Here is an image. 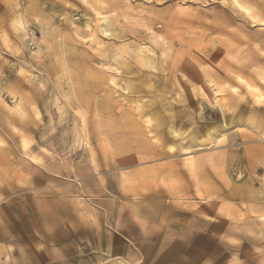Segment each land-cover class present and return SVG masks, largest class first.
Segmentation results:
<instances>
[{
    "label": "rangeland",
    "instance_id": "1",
    "mask_svg": "<svg viewBox=\"0 0 264 264\" xmlns=\"http://www.w3.org/2000/svg\"><path fill=\"white\" fill-rule=\"evenodd\" d=\"M5 228L0 264H264V0H0Z\"/></svg>",
    "mask_w": 264,
    "mask_h": 264
},
{
    "label": "crops",
    "instance_id": "2",
    "mask_svg": "<svg viewBox=\"0 0 264 264\" xmlns=\"http://www.w3.org/2000/svg\"><path fill=\"white\" fill-rule=\"evenodd\" d=\"M8 232L5 233V236L2 238V236H0V240H7V238L9 237V233L12 232L11 229H8V228H5ZM113 240H114V244L113 245H108V251L107 252H110V253H113V254H121V253H124L125 252V243L124 241L117 235H113L112 236ZM192 242V239L189 241V243ZM111 248V249H110ZM172 251H170V255H174V248L171 249ZM126 252H128L126 250ZM17 262L16 264H24L23 261H25L24 259H22V257L16 259ZM13 263V262H12Z\"/></svg>",
    "mask_w": 264,
    "mask_h": 264
}]
</instances>
